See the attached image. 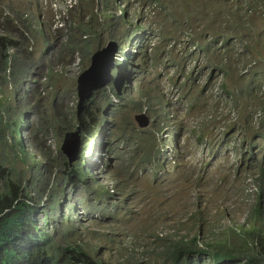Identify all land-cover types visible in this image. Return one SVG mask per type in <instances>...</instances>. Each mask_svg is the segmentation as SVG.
I'll return each instance as SVG.
<instances>
[{
	"label": "clouds",
	"instance_id": "obj_1",
	"mask_svg": "<svg viewBox=\"0 0 264 264\" xmlns=\"http://www.w3.org/2000/svg\"><path fill=\"white\" fill-rule=\"evenodd\" d=\"M34 1L30 0L33 5ZM66 1L71 10L73 0ZM143 1L159 17V45L154 57L161 66L158 83L144 85L138 78L136 82L133 79L138 68L132 72V78L127 71L134 64L138 49L144 44L147 49L152 40L129 44V39H109L118 43V51L108 84L80 100L77 79L89 62L75 74L72 85L66 83L65 91H59L74 93L77 104L72 115L64 123L59 119L51 124L50 120L41 127L46 136L55 129L62 133L57 148L45 146L35 131L32 134L27 113L35 111L42 115L40 122L43 120L42 108L50 91L56 88L55 78L64 75L53 66L44 76L45 83L38 80L40 76H33L26 85L17 71L21 52L30 64L36 63L26 50L37 33L44 36L41 29L30 31L33 19L42 27V17L39 15L40 21L36 23L33 12L15 11L17 7L10 0L1 9L0 36L21 43L7 50L8 66L3 72L6 81L0 79V111L4 122L16 118L24 123L19 132L8 125L12 135L5 141V153L0 156V264H67L75 250L82 257L75 256L77 260L68 264H264V43L259 45L241 36L215 37L208 33L200 37L194 27L165 20L157 5ZM230 3L232 12L255 16L257 32L264 30V0ZM90 11L94 10L86 12L89 18L93 15ZM104 16L110 19L113 14L108 11ZM124 21L123 26L129 28V21ZM20 24L27 28L25 32L30 33L31 39L21 41L12 35L11 31L20 29ZM133 30L125 36L130 37ZM168 43L172 50L179 45L182 55L178 60L168 59L163 66L166 56L159 58V46L167 47ZM89 49H94L89 53L91 60L92 53L100 48ZM81 51L76 54L81 56ZM69 59L61 62L66 66L73 60ZM58 62L61 64L59 58ZM124 71L127 74H122ZM22 89L24 97L20 98ZM103 89L106 93L98 102L96 93ZM4 91L16 95L15 103L10 97L1 98ZM23 100H27L25 111L18 105H23ZM123 112L129 114L125 127L120 120ZM188 112L197 117L189 119ZM10 116L12 119L8 120ZM137 116L142 117L143 126ZM111 122L119 143L128 140L135 144L138 154L142 150L149 154L139 158L136 172L145 176L151 173L158 180L162 172L169 174L181 168L195 178L188 180V186L163 183L169 189L164 188V192H173V196L156 206L152 219L137 235L119 225L117 230L104 231L99 238L93 237L83 244L80 236L90 235V225H98L96 220L109 214L98 207V201L113 200L112 205L116 206L115 200L132 182L129 176L118 175L113 167L110 171L113 136L103 125ZM68 132L78 133L79 147L73 161L62 150ZM23 171L29 174L27 182L21 177ZM178 189L180 195L187 193L193 199L176 218L163 211L177 203L184 204L182 199L175 198ZM79 190L84 194H78ZM235 194L242 202L232 208L227 202ZM20 201L31 205L33 224L22 221L4 228V218ZM38 230L53 238L51 251L45 246V250H40ZM61 231L74 236L76 243L72 249L71 245L63 247L58 242ZM54 253L58 257L56 262L51 260Z\"/></svg>",
	"mask_w": 264,
	"mask_h": 264
},
{
	"label": "rangeland",
	"instance_id": "obj_2",
	"mask_svg": "<svg viewBox=\"0 0 264 264\" xmlns=\"http://www.w3.org/2000/svg\"><path fill=\"white\" fill-rule=\"evenodd\" d=\"M6 1L8 0H0V11L7 7ZM10 1L17 7L15 11L21 10L28 11V13L33 12L36 15V23L40 21L39 15L42 17V27L39 24H35L33 19L34 25L31 26L30 31H33L34 28L41 29L44 36L37 33V36L33 38V41L30 44L32 46H29V50H26L28 56H31L36 60V63L30 64L29 60L25 56H22L21 52V65L20 69L17 71H19L20 75H23L22 79L25 81L24 84L29 85L33 76H40L38 77V80L44 81L46 79L44 76L47 73V70L50 71L53 69V66L58 73L64 75L55 78L56 88L50 91L51 94L49 98H47L45 108H42V111H44L43 120L40 122L42 115H39L35 111L27 113L32 121V134L35 131V135L40 138L45 146L48 147L49 145L53 148L59 147L62 133L55 129L53 132L50 131L46 136L43 133V130H41V127L46 125L50 120L51 124L55 121L57 123L59 119L64 123L68 117L72 115L77 104L74 93L70 91L62 94L59 93V91L61 89L65 91L64 84L68 83L66 85H72L74 83L73 78L75 77V74L89 64V53L94 50L84 48V50L81 51V56L75 53L71 64L68 63L66 66L61 61V64L58 62V58L62 56H67L68 59L70 58V56H68L69 51L65 48V44L70 38H68V36L71 34L72 29H78L77 26L82 20H90V27L96 32L95 36L94 33L91 35V41L95 49L104 47L108 40L113 38L125 42L128 41L126 39H129V44H132L135 41L140 42L143 40H152L147 45V49L145 44L141 49H138V54L134 58V64L129 66L127 71L129 74L128 77L132 78V72L135 68H138L135 69L136 76L133 79L136 82H138L136 79L138 78L142 80V84L144 85H146V83H158L159 76L161 77L158 73L161 66L156 64L154 57L159 45L158 37L160 31L158 30L157 24L159 17L154 14L151 7L145 4L143 0H73L71 2V5H73L71 10H69L70 7L67 6L66 0H33L34 5L30 0ZM27 6L29 9L26 8ZM88 9L94 10L90 19L88 13H86ZM104 11H110L113 16L110 19H106ZM122 16H124V18ZM31 19L29 22L32 21ZM124 19L128 20V23L131 24L129 28H127L128 26H123V23L125 22ZM61 24L62 26L59 29ZM19 27L20 29H17V31H11L12 35L16 36L21 41L27 40V37L31 39L30 33L25 32L28 31L27 28L22 24H20ZM127 29H129L128 33ZM133 29L135 32L132 33L130 37H126L125 35H129ZM134 37H136L135 40ZM159 49V58L162 54L166 56L163 66L167 64L168 59L174 57L178 60L182 55V50L179 45L176 46V50H172L169 43L167 47L165 45L159 46ZM165 52H167V54H165ZM126 59L129 61L128 58ZM119 65L121 67L122 64ZM122 74H127V72L124 71ZM43 83H45V81ZM40 84L42 85V83ZM23 89L21 90L20 98L24 97ZM103 90L104 91L102 92L99 91L96 93L98 102L101 101L103 95L106 93V90ZM15 96L16 95L11 96V93L6 91L1 94L2 99L7 100L6 98L10 97L11 101L14 103ZM18 105L23 111H25L27 100H23V105ZM187 115L189 119L197 117L195 114H191V112H188ZM10 119H12V116L8 118V120ZM120 120L122 126L125 127L129 123V114L127 112L121 113ZM107 126V132L109 135L113 136L110 150L112 152V154H110L112 156L110 171L113 172V167L118 175H127L132 182L128 184L127 191L122 196L117 197L115 200V202H117L116 206L112 205L113 200L109 202H104L102 200L98 201V207L106 209L109 214L103 218L97 219L96 221L99 222L98 225L95 223L90 225V228L87 229V233L90 235L80 236L83 244H86V242L90 241L93 237L99 238L100 234L104 231L117 230V226L119 225L123 228L129 229L137 235L143 227L148 225L149 220L152 219V216L156 211V206L163 204V199L170 200L173 196V192H164L163 190L164 188L168 189V183L173 187L176 185L181 186L183 183L188 186L187 183L190 182L188 180L195 178L193 173L181 168H175L169 174L162 172V174L158 175V180L153 179L155 175H152L151 173L146 176L145 174L141 175L139 172H136L140 165L139 158L143 159L145 155L149 154L144 150L138 154L135 144L130 143L128 140L126 143H119L115 135L116 132L113 123H105L103 125L104 128H107ZM8 127L9 126L6 122L0 121V156L5 153V141L10 138V135H12ZM59 127H62L61 124H59ZM208 129L211 130V128H207V130ZM128 130L132 131V129ZM143 142H145L144 139ZM6 152H8V150H6ZM23 173L24 175L21 177L25 182L29 181V174H26L25 171H23ZM163 183L167 184L164 185ZM216 189L223 191L227 190L226 187H217ZM174 190L175 189L171 191ZM175 192L177 193L175 198L182 199L184 204L179 205L177 203L174 205V208L164 209L163 213L171 212L174 217L178 218L181 214L179 212H182L185 207L189 206L188 201L193 198H190L187 193L180 195L179 189ZM78 194H84L83 190H79ZM241 202L242 201L239 200V194H235L227 203L232 206V208H235L236 206H239ZM133 207L135 209H133ZM129 209H132L133 211H130ZM86 213L89 215L88 211H86ZM95 230H100V232H96ZM73 237L74 236L69 232L61 231L59 233L58 242L61 243L63 247L71 245L70 249H72L74 243H76Z\"/></svg>",
	"mask_w": 264,
	"mask_h": 264
},
{
	"label": "trees",
	"instance_id": "obj_3",
	"mask_svg": "<svg viewBox=\"0 0 264 264\" xmlns=\"http://www.w3.org/2000/svg\"><path fill=\"white\" fill-rule=\"evenodd\" d=\"M147 2L157 5L160 8L165 20L172 19L182 26L194 27L197 30V35L200 37H204L209 33L211 35H216L215 37L221 35L241 36L242 38L255 40L259 45L264 43V30L259 32L256 31L255 16L249 18L244 17L245 14L243 13L237 14L232 12L230 0H147ZM18 15L20 14L18 13ZM90 15H92V11H90ZM107 17L109 16L107 15ZM90 25V20H82L77 26L78 29H74L73 33L70 35V38L65 45V48L69 51V61L73 59V55L76 52H79L84 48H92L93 43L91 42V35L94 33L95 36L96 32L91 29ZM11 28H13V26H11ZM19 43L21 42H18L11 37L0 36V79H3V82L6 81V76L3 72L8 66L7 50L10 46H18ZM202 44L204 45V43ZM59 60L66 63L68 58L67 56H62ZM30 62L32 63L33 60ZM6 107L11 108V106L8 105H6ZM3 119L4 115L2 111H0V121H4ZM23 123V119L15 118L7 124L12 127L14 132H19ZM32 212L33 209L31 208V205L25 201H20L4 218L3 227L10 228L14 224L22 221H30V223L33 224L32 221H34V216ZM38 234L39 239L42 240L40 250H45V246L48 251H51L53 238H51L50 235L47 238V235L41 230H38ZM39 239H37V241ZM175 252L176 250L172 252L173 256ZM79 254L80 251L75 250L73 256L71 257L70 255L68 263L70 260H77V258L73 257H78ZM84 254L86 255V253ZM81 257L82 255L79 256V258ZM51 260L54 262L58 260L55 253L51 257Z\"/></svg>",
	"mask_w": 264,
	"mask_h": 264
},
{
	"label": "water",
	"instance_id": "obj_4",
	"mask_svg": "<svg viewBox=\"0 0 264 264\" xmlns=\"http://www.w3.org/2000/svg\"><path fill=\"white\" fill-rule=\"evenodd\" d=\"M118 51V43L115 40H109L107 44L92 53L90 65L79 75L77 79V91L80 100L97 89L103 88L108 84L112 77V68L115 66V57ZM137 116L141 126L143 119ZM77 132H68L64 137L62 150L69 156L70 161L76 158L79 147Z\"/></svg>",
	"mask_w": 264,
	"mask_h": 264
}]
</instances>
